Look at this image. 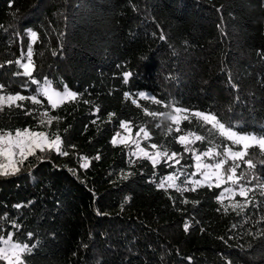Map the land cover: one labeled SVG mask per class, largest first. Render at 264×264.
Wrapping results in <instances>:
<instances>
[{
	"label": "trees",
	"instance_id": "obj_1",
	"mask_svg": "<svg viewBox=\"0 0 264 264\" xmlns=\"http://www.w3.org/2000/svg\"><path fill=\"white\" fill-rule=\"evenodd\" d=\"M29 28L39 36L33 76L83 96L54 112L43 97H38L41 105L24 102L25 110L59 114L60 134L75 146L68 156L52 151L43 162L29 157L18 174L0 176V218L7 217L0 225L5 236L12 232L37 245L25 257L28 264H264L259 190L250 193L252 203L237 215L239 209L225 212L217 201L222 187L183 194L159 189L162 177L193 163L191 153L175 143L183 133L171 121L143 111L170 108L150 100H140L137 108L124 97L125 91H144L259 131L264 125V0H0V82L22 95L34 94L37 87L28 77L13 76L22 72L14 61L22 52L26 56ZM124 72L133 74L127 84ZM96 105L101 111L94 115ZM109 113L116 114L111 122ZM38 117V112L5 109L0 126L34 127ZM121 119L131 121L134 132L146 127L151 139L144 145L164 144L185 158L174 167L161 161L153 168L127 146H113ZM181 128L218 137L195 118ZM191 147L205 149L207 141ZM80 156L90 161L86 170L79 166ZM236 201L244 202L237 196L224 204ZM11 221L21 227L12 228ZM185 221L191 224L188 232Z\"/></svg>",
	"mask_w": 264,
	"mask_h": 264
},
{
	"label": "snow or ice",
	"instance_id": "obj_2",
	"mask_svg": "<svg viewBox=\"0 0 264 264\" xmlns=\"http://www.w3.org/2000/svg\"><path fill=\"white\" fill-rule=\"evenodd\" d=\"M26 34L31 38V42L27 46L26 56L22 52L21 57L14 61L17 67L22 69V72L17 71L13 73V76L23 75L28 77L30 83L37 87L34 90V94L22 95L20 92L11 91V85L0 82V113H3L5 109L9 111L21 109L25 111L26 115L38 112V124L34 127L23 128H5L0 126V176L3 177L18 174L25 162L29 160V157H35L43 162L49 159L47 154L52 151L59 156H68L69 149L75 148L74 145H68L60 134L59 123L62 121V117L59 114L51 115L47 108L43 110L28 108L25 110L26 105L24 102L26 101L32 105H41V100L38 97L45 98L51 107V111L54 112L58 108H63L65 104L79 102L83 96V93L72 90L67 85H64L62 90H57L46 77L41 82L40 79L33 76L36 71V64L33 60V45L39 39V36L37 31L31 28L27 29ZM164 38L162 35L161 39ZM52 55L55 56L57 53L54 51ZM25 59L26 62H22ZM7 63L12 64L13 61H8ZM0 67H3V65H0ZM132 75L130 72H124L123 82L127 84ZM232 86L236 87L234 83ZM24 90L27 91V85L24 86ZM124 97L125 100H130L137 108L142 107L139 103L140 100H150L153 104L170 108V112L150 111L147 107H143V111L146 116L154 118L164 117L171 121V124L175 125V131L183 133L173 138L175 143L182 145L185 153H191L190 159L193 163L185 164L181 167V170L162 177L157 184L159 189H164L165 191L174 189L176 192L183 194L188 191L194 192L200 187H215L219 189L223 185H228V187L223 188L216 199L225 212L228 211L229 207L233 211L239 209L237 215L243 213L248 205L252 203L254 197L250 196V193L259 190L260 195L264 196V171L258 170V165L264 166V125L261 126L259 131L249 132L239 124H233L212 110L207 112L192 111L177 106L174 101L165 102L158 99L154 94L144 91L136 94L125 91ZM82 102L85 104L91 103L86 99ZM100 111V107L96 105L95 113L93 114L95 115ZM115 115V113H109L108 121L111 122ZM193 118L196 119L200 128L210 125L209 132L215 130L218 133V137H209L193 129L181 128V123L185 121L191 125ZM54 123L56 125L55 128H53ZM93 123H96V121L93 120ZM131 123V121L123 119L119 121V127L126 131L128 136L118 139L121 137V133L119 131L115 132L111 139L113 146L121 143L127 145L128 141L131 140V143L137 149L131 155L137 157L142 155L144 159L151 162L153 168L160 164L161 161L167 163L169 167H174L180 164L181 159L185 158L181 153L164 144L152 142L145 147H141L140 141L131 137ZM161 124L162 121L156 123L155 127L160 128ZM66 131L67 129H64V132ZM167 132L171 134L173 128L168 127ZM141 134H143L144 140L151 139V134L145 126H139V130L136 131L135 135L136 137H141ZM205 141H207L205 149L191 147L197 142L204 143ZM148 148L154 151H148ZM252 148H257L258 152H251L250 149ZM37 152L40 153L39 156ZM94 159L98 160L99 156ZM80 160L83 161L79 165L80 168L86 170L90 165V161L84 156H80ZM188 168H194L195 170L189 173L187 171ZM181 176H184V180L181 183H177ZM196 176H199L200 179H194ZM253 181H255V184H253ZM226 194L230 200H235V197L239 196L244 202L236 201L230 205H225ZM188 202V200L183 201L185 204ZM15 207L19 208L20 205ZM0 220H7V217H2ZM261 222L264 223V220ZM10 226L16 229L21 227L16 221H11ZM183 227L184 231L188 232L191 224L185 221ZM3 231L4 229L0 225V261H4L5 264H28L25 257L32 254L37 245H30L20 241L18 238H14V233L12 232H8L7 236H5ZM28 236L31 238L33 234L28 233Z\"/></svg>",
	"mask_w": 264,
	"mask_h": 264
},
{
	"label": "rangeland",
	"instance_id": "obj_3",
	"mask_svg": "<svg viewBox=\"0 0 264 264\" xmlns=\"http://www.w3.org/2000/svg\"><path fill=\"white\" fill-rule=\"evenodd\" d=\"M120 133H121V137L118 138V139H121L123 137L128 136V133L126 131H124L123 129H122V131ZM135 134H136V132H134L133 129H132V133H131L132 139H138L140 141V143H141V147H145L146 145H144V142L147 141V140L143 139V134H141V137H136ZM118 145H125V144L121 143V144H118ZM125 146H127L130 149V153H132L133 151H137V149L135 148V145L131 143V140H129L128 144L125 145ZM148 151H154V150L148 148ZM134 157H137V156H134ZM140 157L143 158L142 155ZM194 178L195 179H200L199 176H196ZM224 187H228V185H223L222 186V190H223ZM226 198H227V194H226Z\"/></svg>",
	"mask_w": 264,
	"mask_h": 264
}]
</instances>
